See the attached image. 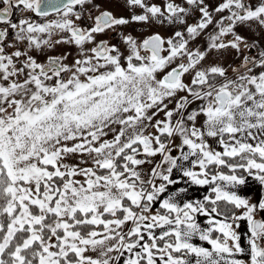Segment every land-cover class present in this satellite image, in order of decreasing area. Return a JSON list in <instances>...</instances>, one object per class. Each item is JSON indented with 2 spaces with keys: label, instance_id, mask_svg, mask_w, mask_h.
I'll return each instance as SVG.
<instances>
[{
  "label": "snow or ice",
  "instance_id": "snow-or-ice-1",
  "mask_svg": "<svg viewBox=\"0 0 264 264\" xmlns=\"http://www.w3.org/2000/svg\"><path fill=\"white\" fill-rule=\"evenodd\" d=\"M248 178L264 0H0V264H264Z\"/></svg>",
  "mask_w": 264,
  "mask_h": 264
},
{
  "label": "crops",
  "instance_id": "crops-1",
  "mask_svg": "<svg viewBox=\"0 0 264 264\" xmlns=\"http://www.w3.org/2000/svg\"><path fill=\"white\" fill-rule=\"evenodd\" d=\"M205 194H207L206 187L201 188L199 186H191L189 188L186 198L201 199L203 195ZM240 194L251 198L252 201L255 202L262 194H264V188H261V186L256 181H254L252 178H248V184L246 186L241 187ZM261 218H264V217L257 216V219H261ZM204 219L205 218L203 217L200 218V222L202 223V226L204 225ZM238 231L242 235V246L247 247V222L246 221L240 222V227ZM241 258L246 259V257H241Z\"/></svg>",
  "mask_w": 264,
  "mask_h": 264
},
{
  "label": "trees",
  "instance_id": "trees-1",
  "mask_svg": "<svg viewBox=\"0 0 264 264\" xmlns=\"http://www.w3.org/2000/svg\"><path fill=\"white\" fill-rule=\"evenodd\" d=\"M224 171L227 172V169H225Z\"/></svg>",
  "mask_w": 264,
  "mask_h": 264
},
{
  "label": "rangeland",
  "instance_id": "rangeland-1",
  "mask_svg": "<svg viewBox=\"0 0 264 264\" xmlns=\"http://www.w3.org/2000/svg\"><path fill=\"white\" fill-rule=\"evenodd\" d=\"M140 29H138V31H139Z\"/></svg>",
  "mask_w": 264,
  "mask_h": 264
}]
</instances>
